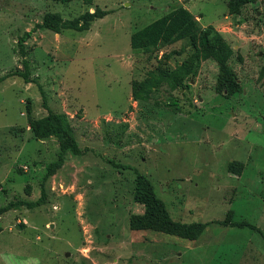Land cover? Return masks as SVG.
Masks as SVG:
<instances>
[{"label": "rangeland", "instance_id": "rangeland-1", "mask_svg": "<svg viewBox=\"0 0 264 264\" xmlns=\"http://www.w3.org/2000/svg\"><path fill=\"white\" fill-rule=\"evenodd\" d=\"M226 3L0 0V206L43 193L0 214V264H264V0L237 13ZM178 4L231 49L226 70L198 33L130 48L133 30ZM94 7L106 14L86 30L35 29L23 42L29 81L14 74L25 72L16 38L44 13ZM42 98L80 150L57 166L58 139L29 128L46 115ZM136 174L173 221L203 225L148 217Z\"/></svg>", "mask_w": 264, "mask_h": 264}, {"label": "trees", "instance_id": "trees-1", "mask_svg": "<svg viewBox=\"0 0 264 264\" xmlns=\"http://www.w3.org/2000/svg\"><path fill=\"white\" fill-rule=\"evenodd\" d=\"M252 0H227V9L229 13H237L239 7L245 3H250ZM106 14V10L94 7L89 12L85 11L74 19L64 20L61 18L58 12H46L42 15L39 23L34 24L29 30L24 31L19 37L16 38V44L19 46V53L22 56L21 65L25 72H17L23 78L25 82H28L27 76V62L23 58V42L30 36V34L37 28L48 29L54 33H60L63 29H75L82 31L88 29L89 22L101 18ZM199 34V40L209 44L212 48V54L215 61L218 64V69L224 71L227 69L225 61L231 54V49L227 46L223 47V51L220 47V35L213 29L211 25L200 28L194 16L183 6L173 5L167 13L151 20L143 26L133 30L129 34V46L131 49L148 50L152 48H159L164 44L169 43L175 39L190 38L192 43L194 38ZM5 76H0L2 80ZM158 79H169L175 82V78L170 72L166 70H160L158 72ZM153 82H146V85H153ZM134 85L131 86V96L135 98L137 96L134 91ZM42 106L46 108V115L36 118L30 121L29 128L38 137H45L47 135L55 136L59 144V150L57 158L50 166H57L64 151L71 153L80 152L73 137L70 134V127L65 117L61 113L51 112L42 98ZM28 110V108H27ZM48 168H50L48 166ZM43 199V193L31 202H24L21 200L13 199L0 206V214L12 208H17L21 204H25L27 207H33L39 204ZM134 199L138 202L144 203L145 214L152 218L155 222L161 223L165 226L185 227V228H200L203 224L198 222L180 223L173 221L167 214L163 202L157 198L152 190L150 183L140 174H136L135 187H134ZM236 226H247L250 229H256L262 235V233L253 225L246 221H237L232 223Z\"/></svg>", "mask_w": 264, "mask_h": 264}, {"label": "crops", "instance_id": "crops-1", "mask_svg": "<svg viewBox=\"0 0 264 264\" xmlns=\"http://www.w3.org/2000/svg\"><path fill=\"white\" fill-rule=\"evenodd\" d=\"M47 30V29H46Z\"/></svg>", "mask_w": 264, "mask_h": 264}]
</instances>
